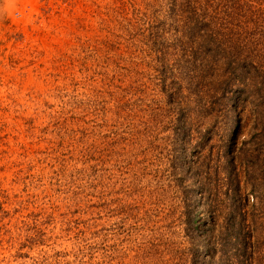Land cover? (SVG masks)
Instances as JSON below:
<instances>
[{"label": "rangeland", "instance_id": "1", "mask_svg": "<svg viewBox=\"0 0 264 264\" xmlns=\"http://www.w3.org/2000/svg\"><path fill=\"white\" fill-rule=\"evenodd\" d=\"M170 19L168 0H0V264H256L255 129L153 59L146 27Z\"/></svg>", "mask_w": 264, "mask_h": 264}, {"label": "trees", "instance_id": "2", "mask_svg": "<svg viewBox=\"0 0 264 264\" xmlns=\"http://www.w3.org/2000/svg\"><path fill=\"white\" fill-rule=\"evenodd\" d=\"M168 15L171 33L164 36L150 23L144 43L153 59L184 61L195 97L205 109L219 104L226 125L234 117L238 126L241 117L251 119L249 141L257 146L246 148L247 177L255 179L264 165V0H168ZM167 86L161 93L172 95L175 87ZM253 195L255 213L244 209L240 218L250 255L264 264V209Z\"/></svg>", "mask_w": 264, "mask_h": 264}]
</instances>
